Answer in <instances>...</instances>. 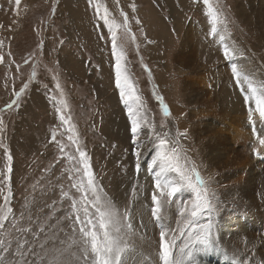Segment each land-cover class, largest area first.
<instances>
[{"label":"rangeland","instance_id":"374dc122","mask_svg":"<svg viewBox=\"0 0 264 264\" xmlns=\"http://www.w3.org/2000/svg\"><path fill=\"white\" fill-rule=\"evenodd\" d=\"M103 1L106 4L101 5L97 14L96 5ZM210 3L222 10L226 33L223 25H217L219 31L210 35L212 21L206 15L203 0H130L129 3L93 0L91 5L89 0H20L19 4L16 0H0V41H3L0 110L15 100L11 108L0 111L3 122L0 143L13 158L12 196L7 205L11 211L0 228V241L4 242L0 247L7 245L15 250L18 243L27 242L39 252L37 242L49 247L53 243L60 247L61 240L70 243L71 230L65 217L71 211V200L64 198L62 191L79 201L81 193L71 187L75 179H69L70 175L83 177L82 171H74L80 167L78 148L88 154L97 188L102 189V195L112 201L121 215L128 212L133 223L139 214L149 212L155 188L148 165L156 154L155 135L163 136L165 132L169 147L177 149L179 162L197 169L210 186L214 200L253 198L250 200L254 203L258 200L254 213V205L241 210L228 205L225 213H234L238 222L228 221L219 231L217 221L225 213L216 207L215 240L220 236L223 241L240 242L251 234H262L264 230L259 232V228L248 229V215L263 217L259 200L264 198L261 191L264 160L252 128L264 125L255 112V123L249 124L243 96L218 40L221 33L230 36V42L243 53L237 62L257 80H264V0H210ZM105 9L110 21L122 25L121 11L129 21L131 35L125 39L122 28L116 32L124 46L127 71L146 114L147 123L138 133L139 146L135 148L139 157L133 154L127 106L115 86L111 33L101 18ZM151 15L155 18L151 19ZM198 77L200 90L196 87ZM156 96L163 98L168 116L163 114ZM252 107L255 109V105ZM61 115L67 123L61 122ZM231 115L242 123L238 130ZM210 126L218 127L223 134L211 135ZM254 146L257 153H253ZM5 148H0V173L5 171L7 163ZM248 157L250 163L239 168ZM239 176L242 184L251 178L249 196L241 194ZM84 183L86 186V179ZM220 188L224 191L218 194ZM88 195L91 198V193ZM193 198L190 191H183L174 200L184 207L183 202ZM170 204L164 206L161 214L173 230L167 239L178 238L179 245L183 242L179 227L184 226L188 217H176ZM88 207L90 212L94 211ZM169 212L174 213L171 222L166 218ZM207 219L205 213L201 222ZM142 224L136 220L130 244L136 248L135 253L147 250L155 256L160 229L155 224L148 225L154 231L150 230L147 239L141 234L147 229ZM254 252L243 248L239 262ZM256 259L264 261V255L258 254ZM210 260L214 264H230L228 254L218 247ZM223 260L226 263H221ZM127 264H131L130 256Z\"/></svg>","mask_w":264,"mask_h":264},{"label":"snow or ice","instance_id":"6c2138e0","mask_svg":"<svg viewBox=\"0 0 264 264\" xmlns=\"http://www.w3.org/2000/svg\"><path fill=\"white\" fill-rule=\"evenodd\" d=\"M16 3L19 4L20 0H16ZM92 3L93 0H89V4ZM203 3L206 6V15L210 16L212 21L210 35L219 31L217 25H223L224 33H226L227 25L222 10L210 3V0H203ZM100 7V5H96L97 14H99ZM131 7L135 11V6L132 5ZM120 15L123 16L122 25L117 24L115 20H109L107 9L101 18L111 33L112 56L115 61V86L119 90L121 101L127 106L134 145L133 154L139 157L140 153L135 151V148L139 146L138 133L143 130L142 125L146 124L147 121L146 114L142 111L141 98L137 94L127 71L124 46L119 42L121 38L117 36L116 29L118 28L123 29L125 39L131 35L127 14L121 11ZM224 33L219 34V47L225 60L230 62L233 80L240 89L248 110V122L250 125H254L255 112L258 113L259 120L264 125V80H257L250 71H246L237 62L243 53L230 42V36ZM132 40L135 41L134 36H132ZM2 44L3 41H0V46ZM23 90L22 88L20 91ZM15 95L18 96L19 93H15ZM156 99L160 102L163 114L168 116L169 109L164 104L163 98L156 96ZM14 103L15 100L0 111L11 108ZM252 105H255V109ZM59 111L58 108L57 112ZM60 120L62 123L68 122L63 115L60 116ZM2 124L3 122L0 121V132L3 131ZM161 126L163 127V125ZM252 132L258 146L264 149V135L258 134L264 132V127L258 129L253 126ZM182 135H186V133ZM167 136V132L163 136L158 133L155 135V140L158 141L155 149L156 154L152 163L148 165L149 172L153 175L155 188L152 194L151 215L155 226L160 229L156 264H201L198 257L213 251L218 246L214 238L216 230V224L213 221V215L216 212L213 203L214 194L211 193L210 186L206 185L205 180L194 166L189 167L187 163L182 165L179 162L177 149L169 147L170 141ZM70 139L72 138L70 137ZM53 140H55V133H53ZM0 148H5L3 143H0ZM252 150L253 153H257L256 146ZM77 151L79 153L77 163L80 167L75 168L74 171L76 173L82 171L83 177L74 178L70 175L69 179H75L71 187L76 188L81 193L79 201L70 197L68 192L62 191V196L71 200V211L65 217L71 230L68 237L70 243L65 244V241L61 240L60 247H57L55 243L49 247L45 243L37 242L39 252L36 248L29 246L27 242L18 243L15 250L4 245L0 247V264H4L5 261L8 264H127V257L135 251L134 246L130 244L131 238L135 235L130 214L125 212L121 215L112 201L102 195V189L96 186L87 152L80 148ZM61 152H63V148H61ZM4 157L7 163L5 171L0 173V198L3 200V204H0V228L4 227L7 213L11 211L7 205L12 196L10 173L12 172L11 162L13 158L6 148ZM136 167L137 172H139V164ZM183 191H190L194 198L190 202H183L184 207L180 208V216L187 215L188 218L185 219L184 226L179 227L183 242L177 245L176 240L178 238L167 239L169 231L173 230L165 223V217L161 213L164 206L175 202L174 198ZM88 193H91V198ZM88 205L94 211L90 212ZM205 213H207L208 219L207 222L202 223ZM177 223L179 226V221ZM142 226L147 227L143 224ZM185 230H187L186 236ZM0 244H4V242L0 241Z\"/></svg>","mask_w":264,"mask_h":264},{"label":"bare ground","instance_id":"6f19581e","mask_svg":"<svg viewBox=\"0 0 264 264\" xmlns=\"http://www.w3.org/2000/svg\"><path fill=\"white\" fill-rule=\"evenodd\" d=\"M124 1H127L128 3L130 2V0H124ZM97 3H95V4H97ZM102 4H106V2L103 1V2L99 3L98 5L101 6ZM147 6H148V4H147ZM104 7L108 8V6H102V8H104ZM152 16L153 15L150 16L151 19H154L155 17L152 18ZM147 20H150V19H147ZM198 78H199V80L196 81V85H197L196 87H199V90H200V83H201L200 81L201 80H200V77H198ZM232 117L234 118V121L236 122V125H237L235 130H238L240 128V125L242 127V123L239 122L240 123L239 124L236 121L238 118L237 116L231 115V118ZM209 132L211 135L223 134V132L216 126H210ZM260 157L262 160H264V149H260ZM211 160H214V158L212 157ZM249 163H250V158L248 157L245 162L240 164L239 168H241V167H243ZM233 175H234V173H233ZM250 183H251V178L246 179L244 181V183L242 184L240 176L238 177V184H239V188L241 190L242 195L249 196V192H248L249 188L248 187H249ZM218 191H219L218 194H220L224 191V188H220ZM261 191L264 194V177H262ZM250 199H253V198H241L240 200H238L236 198H234V199L215 198L214 205H215V207L219 208L222 213H225L224 210L227 208L228 205H231L232 207H234L235 210H241V209L247 208L248 206L254 205V207L252 209V211L254 213V211L257 207V204H258V200L256 198V203H254ZM174 201L175 202L170 204V207L172 208V212L177 213L175 216L178 217L179 219H184L186 217V215L180 216V214H179V212H180L179 208L182 207V204L179 202V200H174ZM185 202H190V201H185ZM259 205H260L261 211L263 212V217H262V219H260L258 217H250L248 215V217L250 218V220H249L250 223H249L248 229L250 231H255L258 228H259V232H261V230H264V198H260ZM150 212H151V209L149 212L146 211V212H144V214H139L140 216H138L133 222L134 229L136 228L135 227L136 220H140L143 223V225L147 226L146 227L147 229L143 230L141 232V234L143 233L147 239H149L148 237L151 236V231H154V227L150 228V227H148V225L152 226L153 224H155V223H153L154 220H153V217L150 215ZM172 212H169L166 216V218L170 222L172 221V218L174 217V213H172ZM231 220L236 222V223L238 222L237 216L234 213H231V212L225 213L223 215V217L221 218V220L219 222L217 221V225H218L217 231H219L222 227H225L227 222L231 221ZM142 229H143V227H142ZM139 242H141V241L139 240ZM216 242L218 245L217 247L221 250V252L223 254H228V256L230 258V264H246V262H247V264H264V261H258L256 259L258 254L264 255V244H262V243H264V231L260 235L251 234L248 237L240 240V242H238L237 239L236 240H227L226 239L225 241H223L222 238L220 236H218L216 239ZM134 243H136V240H134ZM243 248L249 249V250H254L255 252L248 254L247 259L245 261H241V263H240L238 260V257H239L240 251ZM213 253H214V250L205 254V256L203 258H200L199 260L201 261V264H214L213 261L210 260L211 255ZM129 256H130L131 264H156V261L158 260L157 255L151 256L147 250H140V252H136V253L131 252L129 254ZM221 263H226V262H225V260H223Z\"/></svg>","mask_w":264,"mask_h":264},{"label":"trees","instance_id":"16d2710c","mask_svg":"<svg viewBox=\"0 0 264 264\" xmlns=\"http://www.w3.org/2000/svg\"><path fill=\"white\" fill-rule=\"evenodd\" d=\"M136 48H137V51L139 52V54H140V56H141V52H140L139 48H138V47H136Z\"/></svg>","mask_w":264,"mask_h":264},{"label":"flooded vegetation","instance_id":"af4514ba","mask_svg":"<svg viewBox=\"0 0 264 264\" xmlns=\"http://www.w3.org/2000/svg\"><path fill=\"white\" fill-rule=\"evenodd\" d=\"M156 85H157V83H156ZM156 85H155V86H156ZM157 87H158V86H157Z\"/></svg>","mask_w":264,"mask_h":264}]
</instances>
